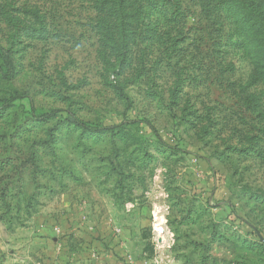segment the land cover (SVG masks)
Here are the masks:
<instances>
[{"label":"rangeland","instance_id":"obj_1","mask_svg":"<svg viewBox=\"0 0 264 264\" xmlns=\"http://www.w3.org/2000/svg\"><path fill=\"white\" fill-rule=\"evenodd\" d=\"M103 1L0 0V264H264V0Z\"/></svg>","mask_w":264,"mask_h":264},{"label":"trees","instance_id":"obj_2","mask_svg":"<svg viewBox=\"0 0 264 264\" xmlns=\"http://www.w3.org/2000/svg\"><path fill=\"white\" fill-rule=\"evenodd\" d=\"M106 1L107 0H104L103 2H99V3L98 2L95 3V7L100 10V9H105V7L108 6V5H112L113 6L112 13H115L114 14L115 17H113V15H112V17L115 19V22L116 23L117 22H123L124 23V18H127V15L129 14V11H131V8L134 7V6L136 7L135 10L137 8H140V5L142 3L140 1L144 2L146 0H118V2H116V3H114V2H106ZM128 9H129V11L126 12ZM136 16H139V15H136ZM133 19H134V17H133ZM103 20H104V18H103ZM127 20H128V18H127ZM0 49H2L1 46H0ZM3 61L6 64V66L8 67L9 72H12V61H11L10 57L7 54H5V53H4V56H3ZM50 116H51V114H47V115H45L43 117H50ZM72 124L74 126H76L77 128H79V129L89 130V131H92V132H95V133L100 132V130H98L96 128L85 126L82 122H80L77 119H74Z\"/></svg>","mask_w":264,"mask_h":264},{"label":"crops","instance_id":"obj_3","mask_svg":"<svg viewBox=\"0 0 264 264\" xmlns=\"http://www.w3.org/2000/svg\"><path fill=\"white\" fill-rule=\"evenodd\" d=\"M62 243L63 242L61 240L58 241V246H57V249H56V253L57 254H56L54 260L50 261L48 264H61L59 259H60L61 255H62V252H61L62 245H63ZM91 253H92V256L94 258L98 257V254H96V252H94V251L92 252L91 251ZM96 259L98 260L99 258H96ZM93 261H95V260H93ZM72 264H82V263H72Z\"/></svg>","mask_w":264,"mask_h":264},{"label":"bare ground","instance_id":"obj_4","mask_svg":"<svg viewBox=\"0 0 264 264\" xmlns=\"http://www.w3.org/2000/svg\"><path fill=\"white\" fill-rule=\"evenodd\" d=\"M156 214H159V208H157V210H156ZM157 220H158V222H162V223H164V220L162 219V217H160V218L157 217ZM157 227H159V226H157ZM157 230H159V229H157ZM160 232H164L163 229H162V230L160 229Z\"/></svg>","mask_w":264,"mask_h":264}]
</instances>
